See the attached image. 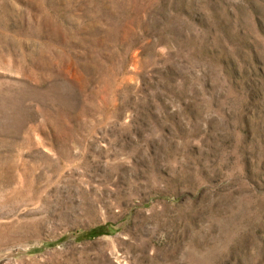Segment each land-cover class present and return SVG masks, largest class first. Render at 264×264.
Returning <instances> with one entry per match:
<instances>
[{
  "label": "rangeland",
  "instance_id": "374dc122",
  "mask_svg": "<svg viewBox=\"0 0 264 264\" xmlns=\"http://www.w3.org/2000/svg\"><path fill=\"white\" fill-rule=\"evenodd\" d=\"M0 264H264V0H0Z\"/></svg>",
  "mask_w": 264,
  "mask_h": 264
}]
</instances>
